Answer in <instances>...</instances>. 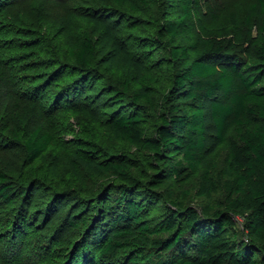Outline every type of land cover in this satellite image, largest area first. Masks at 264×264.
I'll return each mask as SVG.
<instances>
[{
  "label": "trees",
  "instance_id": "trees-1",
  "mask_svg": "<svg viewBox=\"0 0 264 264\" xmlns=\"http://www.w3.org/2000/svg\"><path fill=\"white\" fill-rule=\"evenodd\" d=\"M14 1L0 0V12ZM159 1L111 0L119 11L139 14L151 29L148 36L125 41L145 63L124 55L123 71L116 77L105 75L87 32L66 39L60 31L43 35L38 29H19L27 39L21 45L27 53L10 59L32 66L19 79L29 84L25 99L37 101L34 111L44 117L60 110L88 113L85 107L97 102L90 91L105 82L114 109L103 125L114 139L154 157L155 162H145L153 173L141 168L130 151L106 148L90 115L82 133L65 142L69 149L64 154L75 177L56 181L47 172L56 135L40 119H29L13 125L10 133L23 143L31 171L16 179L0 172V202L17 206L48 182L54 184L49 202L75 199L82 214L69 224L80 237L63 264H264V0H249L244 20L231 34L213 31L206 38L193 35L201 0H165L161 19L153 13ZM3 34L0 25V38L7 40ZM160 42L170 59H153ZM176 61L187 65L173 73L174 99L148 133L142 104L153 102L150 92L158 84L151 68ZM223 144L228 153L221 159L217 151ZM164 172L176 179L197 175L200 208L189 204V188L166 195L151 191ZM76 173L112 182L83 198L75 193L80 180ZM140 198L149 205L155 200L165 204L149 223L143 219L149 209ZM25 220L19 214V221Z\"/></svg>",
  "mask_w": 264,
  "mask_h": 264
},
{
  "label": "rangeland",
  "instance_id": "rangeland-1",
  "mask_svg": "<svg viewBox=\"0 0 264 264\" xmlns=\"http://www.w3.org/2000/svg\"><path fill=\"white\" fill-rule=\"evenodd\" d=\"M201 3L200 13L194 19L193 35L206 38L213 31L231 34L233 26L241 24L244 20L249 0H201ZM107 6L110 10L106 9ZM166 6L165 0L159 1L153 11L156 18L161 19L164 16ZM4 11L0 12V25L5 29V34L1 36L7 40L0 38L2 41L0 43L8 45V49L0 45V172L16 179L31 171L32 165L26 159L23 143L13 138L10 129L15 124L24 125L29 119L34 121L40 119L39 122L50 128L57 138L56 144L50 149L54 159L47 167V172L56 181L60 178L75 177L64 154L69 149L65 142L81 134L85 121H89L90 115H93L97 121L92 122V127L98 128L101 143L106 148L111 151H130L140 162L141 168L150 174L153 173L145 162H155L154 157L145 152L140 153L136 148L114 139L103 125L107 114L114 109L111 98L105 93V82L98 83L90 91L96 96L93 100L97 102L85 107L88 113L60 110L56 114L44 117L34 111L33 105H36L37 101L30 104L31 101L25 99L24 91L29 84L19 79L29 75L33 70L28 68L32 66L27 60L17 63L10 60L12 57L17 59L24 57L23 55L27 53L26 48L21 46L27 39L20 35L19 29H38L43 35H49L52 30L60 31L66 39L67 35L87 32L96 45L105 75L108 78L116 77L123 71L121 63L124 55L132 57L138 64L145 63L141 60V55L132 52L125 42L130 38L135 40L133 36H148V33H151V29L142 21L141 16L128 9L119 11L111 0H16ZM96 20L99 24L93 23ZM132 24L137 26V30L132 28ZM105 25L107 30L103 29ZM156 45L154 50L156 56L153 59L161 57L170 59L164 42ZM186 65L185 61H176L164 67L151 68L158 79V84L150 92L153 102L142 104L148 133H153L154 127L160 121V113L165 110L168 102L174 99L170 96L174 84L173 73ZM12 67L18 70L14 71ZM227 153L228 146L223 144L217 151V157L223 159ZM76 175L80 180L74 188L75 193L83 198L95 196L112 182V179L86 177L80 173ZM143 175V178L147 179L146 174ZM197 181V175L191 178L183 175L176 179L170 177L168 172H164L156 177V184L150 186V189L166 195L169 191L189 188L192 190L189 204L200 208L202 199L197 195L195 188ZM52 185L54 184L48 182L45 186L37 187L30 193L26 202L18 200L17 203H22L17 206H8L0 202V264H63L67 259L71 244L80 237L77 229L71 226L69 221L79 217L82 210L77 208L75 199L66 198L60 204L49 202L51 199L49 188ZM143 204L149 209L143 218L148 223L165 206L163 203L157 204V200L152 202L153 205L147 204L146 201ZM21 213L26 216L27 222L19 221ZM24 223L30 228H24ZM238 230H242L241 219L238 222ZM55 241L60 245L53 247Z\"/></svg>",
  "mask_w": 264,
  "mask_h": 264
}]
</instances>
